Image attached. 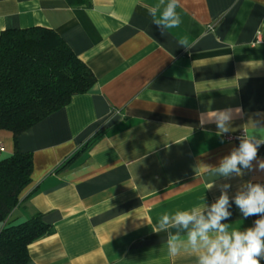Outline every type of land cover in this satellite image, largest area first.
<instances>
[{"label": "crops", "instance_id": "0c3cea01", "mask_svg": "<svg viewBox=\"0 0 264 264\" xmlns=\"http://www.w3.org/2000/svg\"><path fill=\"white\" fill-rule=\"evenodd\" d=\"M157 4L0 0V32L51 29L95 77L16 144L0 129V160L15 149L32 156L30 183L0 230L35 213L52 227L28 245L26 264H196L194 254L168 253L178 230H160V216L210 206L224 183L230 197L249 180L264 183L260 172L224 179L196 168L218 165L264 119V0H180L182 23L164 32L149 15ZM225 108L241 109L230 133L200 126L198 112ZM229 210L230 231L259 218Z\"/></svg>", "mask_w": 264, "mask_h": 264}, {"label": "trees", "instance_id": "16d2710c", "mask_svg": "<svg viewBox=\"0 0 264 264\" xmlns=\"http://www.w3.org/2000/svg\"><path fill=\"white\" fill-rule=\"evenodd\" d=\"M94 83L89 67L53 30L29 27L0 32V129L12 132L15 144L20 133L64 107L72 96L86 93ZM31 172L28 152L15 149L0 160L1 223L18 206ZM51 232L40 213L2 228L0 264H26L28 245Z\"/></svg>", "mask_w": 264, "mask_h": 264}, {"label": "clouds", "instance_id": "9594fccd", "mask_svg": "<svg viewBox=\"0 0 264 264\" xmlns=\"http://www.w3.org/2000/svg\"><path fill=\"white\" fill-rule=\"evenodd\" d=\"M161 6L163 10L159 18H156ZM179 6L180 0H167V3L159 0V4L149 9V15L153 17V23L164 32L182 23L176 11ZM181 45L185 47L186 42L181 41ZM207 103L211 105L212 101ZM240 113L239 108L206 110L198 112V119L201 127L215 124L217 135L222 136L232 131L231 125ZM237 139L238 146L223 156L218 165L198 161L196 168L202 173L224 179L253 172L264 173V159L258 155L259 148L264 145V119L253 121L252 131L244 129V134ZM214 186L212 182L208 189ZM219 187L221 194L210 206L193 207L160 216V230H166L169 225L178 230L169 233L166 242L168 253L172 256L194 254L196 264H261L264 260V183L249 180L242 183L231 197V184L224 183ZM233 203L245 219L259 217L253 226L243 230H229V224L224 221L231 218L232 212L229 209ZM180 230H183V236Z\"/></svg>", "mask_w": 264, "mask_h": 264}, {"label": "built area", "instance_id": "2783aa9c", "mask_svg": "<svg viewBox=\"0 0 264 264\" xmlns=\"http://www.w3.org/2000/svg\"><path fill=\"white\" fill-rule=\"evenodd\" d=\"M3 150V146L0 144V151H2Z\"/></svg>", "mask_w": 264, "mask_h": 264}]
</instances>
